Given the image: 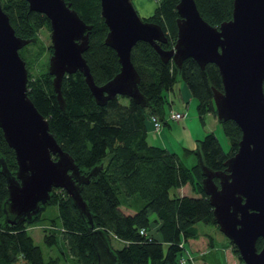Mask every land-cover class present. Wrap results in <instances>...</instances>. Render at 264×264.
<instances>
[{"label": "trees", "instance_id": "16d2710c", "mask_svg": "<svg viewBox=\"0 0 264 264\" xmlns=\"http://www.w3.org/2000/svg\"><path fill=\"white\" fill-rule=\"evenodd\" d=\"M0 1L18 36L35 38L36 43L40 41L41 29L52 31L47 15L31 10L28 0ZM66 1L93 27L84 56L95 82L103 85L120 71L121 64L116 51L105 43L109 28L102 16L101 1ZM179 2L162 0L154 13L145 18L164 29L168 42L161 45L166 50L172 49L177 40ZM196 3L211 25L220 26L233 16L234 0H196ZM48 50L52 55V46ZM132 61L141 75L139 87L149 106L127 96H117L99 105L84 74L77 71L66 75L62 81L66 102L63 109L49 65L33 74L26 61L28 94L49 121L51 132L74 158L82 174L88 176L94 168H99L89 183L82 184V195L93 223L80 213L63 188L53 189L51 199L37 215L18 224L7 222L4 204L9 192L0 163V264H16L21 260L26 264H59L60 257L45 259L42 247L30 233V227L43 223L49 206H55L58 215L48 222L50 224H41L44 243L59 247L73 264H180V258L187 251L186 243L201 235L199 222L219 228L214 219V207L203 188L200 165L189 166L179 153L149 140L151 116H158L163 123L166 121L169 101L165 92L174 90L179 80L185 81L198 99V115L203 124L207 114L216 115L213 88L223 90L218 66L208 63L202 68L195 59L188 58L180 68L173 60L163 61L157 50L145 41L134 46ZM220 123L229 138L228 152L214 132L197 140L204 162L213 171L226 170L227 160L238 152L242 139V130L236 122ZM0 159L12 173L16 172V153L1 127ZM215 181L219 183L217 178ZM187 184L192 185L198 196L176 193L175 190ZM153 224L157 225V231L153 230ZM113 236L123 242L122 248H114ZM230 243L236 257L244 264L237 247L231 240ZM210 246L213 247L212 240ZM262 246L263 239L259 238L257 247L260 250Z\"/></svg>", "mask_w": 264, "mask_h": 264}, {"label": "water", "instance_id": "95a60500", "mask_svg": "<svg viewBox=\"0 0 264 264\" xmlns=\"http://www.w3.org/2000/svg\"><path fill=\"white\" fill-rule=\"evenodd\" d=\"M28 1L31 10L47 15L51 22L49 72L63 109L62 81L77 71L84 74L99 105L127 96L149 106L139 87L141 75L132 61V50L140 41L150 43L163 61L173 60L180 68L188 58L202 68L208 63L218 66L223 90L213 88L216 114L219 121L236 122L242 139L225 171L208 167L196 147L202 184L220 231L237 247L244 264H264V0H234L232 18L220 26L203 18L196 0H180L178 36L170 50L161 45L168 42L162 26L142 18L133 0H100L109 28L105 43L116 51L121 64L120 71L103 85L95 82L84 56L92 25L66 0ZM35 41L16 34L0 1V127L15 150L18 167L12 173L0 159L9 192L4 204L7 222L18 224L37 215L51 199L53 189L63 188L93 223L82 184L89 183L99 168L88 176L81 173L28 94L29 73L20 50ZM259 238L263 239L260 250Z\"/></svg>", "mask_w": 264, "mask_h": 264}, {"label": "rangeland", "instance_id": "374dc122", "mask_svg": "<svg viewBox=\"0 0 264 264\" xmlns=\"http://www.w3.org/2000/svg\"><path fill=\"white\" fill-rule=\"evenodd\" d=\"M161 1L162 0H133L140 16L144 19L148 18L154 13L156 7L159 5V3H161ZM39 40H40L39 42L30 43L20 50V54H22L23 57L26 58V61L31 66V69L33 70V74L40 73L41 71L45 70L47 66L49 65V59L51 55H50V51L48 50V47L52 46L51 31H49L46 28L41 29V31L39 32ZM181 87H184L185 92L187 90H190L185 81L179 80L177 82L175 89H174L175 93L173 92L176 95V98H174L176 106L174 108L175 110L176 109L179 110L180 113H184V114L186 113L185 119L180 120V121L171 119L170 111L172 110L170 109L169 104H167V108H166L167 109L166 121L167 123H169V126H170V127H167V129L170 133H174L175 131H177L174 134L173 143L178 144V145L177 147H174L173 149H177L178 152L181 153V155L184 152L183 150L186 145L185 144L186 142L184 143V138H186L188 133H190L191 131H194L190 127H187L185 123L187 121H191V118H193L194 116L199 126V129L205 132V134H202L201 139H203L207 133L214 132L219 138L224 150L228 152L230 150L229 138L224 133L222 125L217 117V114L216 115L207 114L206 122L205 124H203V122L201 121L198 115V109H197L198 99L196 97H193V95L187 98V96L182 94V92L180 91ZM165 93L168 96L169 91H166ZM187 102L188 103L190 102V106H188ZM175 112H178V111H175ZM171 128H174L175 131L174 129H171ZM150 141L153 143L151 138H150ZM193 149L195 150L196 146H194ZM198 161H199L198 156L195 152H190V154H188L187 163L189 166L197 164ZM124 209L127 211L131 210L126 207H124ZM44 215H45V219L43 220V223L41 224H44V223L50 224L48 222H50L52 218L57 217L58 210L55 206H49L47 210L45 211ZM41 224L30 227L31 229L30 233L35 238L36 243L42 247L45 259L49 260L51 257H54V258L60 257L61 260L59 264H73L72 260H69L61 253V250L59 249V247L57 246L50 247L46 243H44V230L43 228H40V226H42ZM197 226L202 235V240H205L208 237L209 241L211 242L212 237L218 236V239L225 241L226 245L229 246L228 247L230 248L229 249V262L227 261L226 264H243L240 262L239 258L236 257L233 251V247L230 243V239L227 238L217 226L206 224L203 222H199ZM152 228L155 231L157 228V225L153 224ZM112 244L114 248L116 249H120L123 247V242L120 239L116 238L115 236H113L112 238ZM23 263L24 261L21 260L20 262L16 264H23Z\"/></svg>", "mask_w": 264, "mask_h": 264}, {"label": "crops", "instance_id": "0c3cea01", "mask_svg": "<svg viewBox=\"0 0 264 264\" xmlns=\"http://www.w3.org/2000/svg\"><path fill=\"white\" fill-rule=\"evenodd\" d=\"M180 91L182 92V94L187 96V98L189 96L193 95L190 90H187L185 92L184 87H181ZM173 92H174V90L169 91V94L167 96L168 101H169L168 104L170 106V109L173 112H175V111L179 112V110H177V109L175 110V108H174L176 106L175 100H174V98H176V95L174 94L175 92L174 93ZM188 106H190V102L188 103ZM188 106H187V108H188ZM172 111H170V112H172ZM185 117H186V113H185ZM188 123H189V125H188ZM185 124L187 127H190L194 131H191L190 133H188L186 138H184V143L186 142L185 143L186 145H185V148L183 150L184 152L182 153V155H181V153L178 152L177 149H173L174 147H177V145H178V144L173 143L174 134L177 131H175L174 128H171V129H174L175 132L170 133L167 129V127H170L169 123H167V121H164V125H163L160 132H156L153 129L152 122L150 123L149 140L151 138L153 141V144L163 146V147L169 149L170 151L179 153L183 157L184 161L187 163V156L190 153L187 152L186 149H191V148L193 149L194 146L197 147V140H200L202 134H205V132H203L199 129V126H198L194 116H193V118H191V121H187ZM175 191H176V193H178L180 195L198 196L193 191L191 184H187V185H185V186H183V187H181ZM206 239L202 240V235H201L199 238L190 239L186 243V250L192 256L195 257V264H202L204 261H207L210 264H218V263L226 264L227 261L229 262V249L230 248H228L229 246L226 245L225 241L218 239V236H214L211 239L212 243H213V247H211L209 245L210 241H209L208 237Z\"/></svg>", "mask_w": 264, "mask_h": 264}, {"label": "built area", "instance_id": "2783aa9c", "mask_svg": "<svg viewBox=\"0 0 264 264\" xmlns=\"http://www.w3.org/2000/svg\"><path fill=\"white\" fill-rule=\"evenodd\" d=\"M170 118L176 121L183 120L185 118V114L180 112H171ZM151 122L153 124V129L156 132H160L163 127V122L160 120L158 116H151ZM142 233H145L144 230L141 231ZM180 264H195V257L192 256L188 251L180 258ZM23 264H26L24 262Z\"/></svg>", "mask_w": 264, "mask_h": 264}, {"label": "bare ground", "instance_id": "6f19581e", "mask_svg": "<svg viewBox=\"0 0 264 264\" xmlns=\"http://www.w3.org/2000/svg\"><path fill=\"white\" fill-rule=\"evenodd\" d=\"M163 125H164V123H163Z\"/></svg>", "mask_w": 264, "mask_h": 264}]
</instances>
